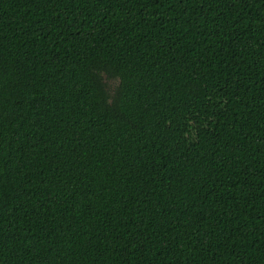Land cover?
Segmentation results:
<instances>
[{
    "label": "trees",
    "instance_id": "trees-1",
    "mask_svg": "<svg viewBox=\"0 0 264 264\" xmlns=\"http://www.w3.org/2000/svg\"><path fill=\"white\" fill-rule=\"evenodd\" d=\"M0 264H264V0H0Z\"/></svg>",
    "mask_w": 264,
    "mask_h": 264
},
{
    "label": "rangeland",
    "instance_id": "rangeland-1",
    "mask_svg": "<svg viewBox=\"0 0 264 264\" xmlns=\"http://www.w3.org/2000/svg\"><path fill=\"white\" fill-rule=\"evenodd\" d=\"M105 81L107 83V86H108V90L109 92L112 94L114 89L116 88V86L118 85V81H115V80H108L105 78Z\"/></svg>",
    "mask_w": 264,
    "mask_h": 264
}]
</instances>
